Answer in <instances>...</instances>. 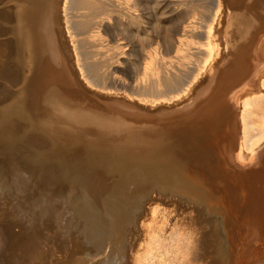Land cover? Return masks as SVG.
Masks as SVG:
<instances>
[{
  "label": "bare ground",
  "instance_id": "obj_1",
  "mask_svg": "<svg viewBox=\"0 0 264 264\" xmlns=\"http://www.w3.org/2000/svg\"><path fill=\"white\" fill-rule=\"evenodd\" d=\"M99 4L3 2L0 81L11 83L12 93L0 113V145L18 139L38 144L28 161L59 166L83 190L110 171L120 174L119 183L135 184L137 193L160 189L144 207L129 264H192L202 239L215 231L209 213L220 216L227 243L239 256L235 264H247L264 243V0H213L202 64L170 99L115 97L91 83L92 65L83 62L80 43L96 47L108 26L86 14L73 20L69 9ZM127 11V24L138 23L139 16ZM95 25L97 32L76 38L74 30L87 33ZM145 75L159 90L151 56ZM1 229V257L27 250L25 262L44 264L41 241L23 247Z\"/></svg>",
  "mask_w": 264,
  "mask_h": 264
},
{
  "label": "rangeland",
  "instance_id": "obj_2",
  "mask_svg": "<svg viewBox=\"0 0 264 264\" xmlns=\"http://www.w3.org/2000/svg\"><path fill=\"white\" fill-rule=\"evenodd\" d=\"M4 1L0 0V11ZM99 3L90 9H79L74 5L69 9L73 20L86 14L108 26L106 31L101 30L96 47L80 43L79 48L83 62L92 65L88 69L91 83L101 86L96 89L106 88L102 90L115 97L119 94L144 99H168L180 93L196 67L202 64L203 33L216 11L213 0H99ZM127 10L139 16L138 23L127 24ZM98 29L95 25L87 33L82 30H74V33L79 39ZM118 44L122 48L115 49ZM150 56L158 70L159 90L152 77L145 75ZM167 78L172 79L171 85L164 81ZM0 82L1 113L10 103L12 87L7 81ZM27 140H14L5 149L0 145L2 233L18 238L19 243L24 242L23 247L31 246L34 240L41 241L44 264H75L76 259L87 264H100L101 259H106V264H129L144 207L160 189L137 193L135 184L119 183L120 174L110 171L99 178L97 185L89 183L83 190L80 182L64 178L59 166L51 162L42 165L39 161H28L29 150L38 151L39 145ZM205 216L211 218L215 231L210 240L206 236L204 241L202 239L201 254L192 264H210L213 259L218 264H235L239 256L227 243L220 216L215 213ZM261 248L260 254L247 258V264L263 261L264 243ZM24 251L27 252L15 249L12 254L9 251L10 258L0 255V264H28L25 259L29 254L25 255Z\"/></svg>",
  "mask_w": 264,
  "mask_h": 264
}]
</instances>
